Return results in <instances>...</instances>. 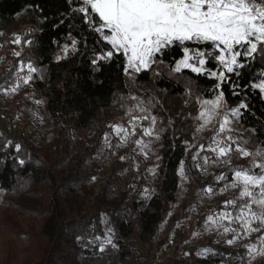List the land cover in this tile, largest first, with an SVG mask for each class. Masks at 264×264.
<instances>
[{"label":"trees","instance_id":"16d2710c","mask_svg":"<svg viewBox=\"0 0 264 264\" xmlns=\"http://www.w3.org/2000/svg\"><path fill=\"white\" fill-rule=\"evenodd\" d=\"M74 7L75 0L72 4L68 0H0V31L14 25L22 15L28 20L21 55L9 58L0 85L10 77L15 79L20 62H31L38 69L32 74L34 95L59 124L52 153L41 152L28 139L13 138L0 124V190L8 193L0 203V222L14 236L29 242L24 264H135L130 243L124 240L128 242L138 228L142 241L148 242L165 219L169 203L176 200L179 168L187 158L184 144L195 133L189 115L198 113L200 98L213 99L222 90L226 108H239L246 135L253 145L264 149V95L249 87L260 78L264 59L257 53L255 61L241 69L239 77L225 73L231 79L216 91L214 77L188 69L181 73L170 70L172 61L182 58V50L167 53L163 65H153L133 77L125 74L122 56L92 63L93 50L102 45L96 43L81 15L72 11ZM64 45H68L67 54L63 52ZM205 67L214 72L222 70L218 61L213 65L209 60ZM233 82L238 85L234 90L229 87ZM123 97L131 104L142 100L156 118L159 140L153 149L158 157L156 186L161 193L148 203L140 197L143 177L141 182L130 180L128 188L117 191L116 183L122 177L120 162L114 163L111 174L100 185L95 181L101 171L98 163L94 162L87 171V163L101 151L105 133L116 143L109 125H116L110 121L114 109L123 113L126 106L131 108ZM101 108L105 118L94 125ZM70 126L74 130L90 127V144L85 146L84 140L74 139ZM17 144L19 152L15 150ZM109 214L116 239L104 245L103 220ZM10 239L6 242L8 257L0 264H10L15 258L14 239ZM193 249L197 251L199 247ZM212 252L216 255L209 253L197 264H245L242 249L218 247ZM255 264H264V259Z\"/></svg>","mask_w":264,"mask_h":264},{"label":"snow or ice","instance_id":"6c2138e0","mask_svg":"<svg viewBox=\"0 0 264 264\" xmlns=\"http://www.w3.org/2000/svg\"><path fill=\"white\" fill-rule=\"evenodd\" d=\"M68 2L72 4L73 0ZM75 3L76 7L72 11L81 15L83 23L94 35L96 43L102 45L100 49L93 50L92 63L122 56L126 62L124 69L126 75L131 71L134 77L136 73L151 69L153 65H163L167 53L182 50V58L174 59L170 70L181 73L182 69H188L197 75L207 74L209 77H214L217 83L213 86V90L216 91L220 89L222 83L231 79L225 73L239 77L242 75L241 69L255 61L257 53L264 59V0H75ZM13 42L20 44V37L16 36ZM72 50L76 51L75 40L72 43ZM63 52L67 54L68 45L63 46ZM20 55L19 52L15 53L16 57ZM209 60L213 65L218 61L222 70L214 72L212 68H206L205 65ZM37 71L38 69L31 62H20L15 79L8 78L4 85H0V89L6 94L15 92L21 81L28 83L32 80V74ZM154 74L158 76L159 72ZM258 75L260 78L250 83L249 87L253 90L259 89L264 95V69ZM229 87L234 90L238 85L233 82ZM233 94L237 93L233 91ZM132 99L137 98L132 97ZM141 103L138 102L135 109H128L127 114L131 116L130 129L122 124L109 125L120 137L116 147H121L127 141L130 131L135 135L140 120H149V127L142 129V135L154 134L156 124L154 116L150 118L147 115L132 116L137 109L142 113L147 112L146 108L141 107ZM225 104L222 90L216 92L214 99L202 100L197 117L201 123L196 130L203 131L219 111L224 109L222 121L219 122L214 137L226 131L230 132L232 129L227 127L231 124L228 116L229 114L239 116L240 112L239 108H226ZM241 107L246 105L242 104ZM214 137L209 138L208 150L216 154L217 160L229 157L230 153L235 152L241 158L252 157V163L248 168L229 169L234 174L232 182L216 189V191L240 189L236 198L225 201L226 206H232L236 216L233 217L232 213L224 211L218 213L219 220L213 221L212 216H208L207 220L214 224L217 230L223 227V221L228 218L230 222L232 219L238 220L242 232L247 235L264 231V149L249 151L231 136H227L225 140ZM103 138L111 149L109 134L105 133ZM155 138L158 140L159 134H156ZM134 143L140 148L141 153L146 155L144 150L149 145L142 139ZM244 143L246 144L247 141ZM203 149L204 145H201L200 150ZM15 150L20 151L19 144L15 146ZM203 159L207 163L209 158L205 156ZM213 162L215 163V160ZM20 163L23 164L24 161L21 160ZM224 163L229 164L230 159L224 160ZM151 171L155 175V169ZM181 176L183 177L182 168ZM216 179L226 178L220 175ZM144 191L147 195L148 190ZM205 191L211 194L214 189L209 186ZM237 199L244 202L237 205ZM211 230L209 227L208 231ZM229 231L234 230L223 228L224 233ZM238 238L239 234L227 243L234 244L235 239ZM258 239L260 244L264 245V235L259 236ZM106 242L111 243V238L109 237ZM244 247L247 249L249 264L256 255L264 256V248L258 250L255 244ZM204 252L212 256L216 255L210 249H204Z\"/></svg>","mask_w":264,"mask_h":264},{"label":"rangeland","instance_id":"374dc122","mask_svg":"<svg viewBox=\"0 0 264 264\" xmlns=\"http://www.w3.org/2000/svg\"><path fill=\"white\" fill-rule=\"evenodd\" d=\"M27 26V17L22 15L14 25L0 31V79L6 73L9 58L15 55L16 52L21 51L22 39ZM16 36L20 37V44L13 42ZM184 70L182 69V71ZM23 74L21 73V75ZM129 74L131 75V71H129ZM34 93L32 80L28 83L21 81L15 92L6 94L3 90V96L0 97V124L11 132L13 138L28 139L41 152L52 153L55 147L53 140L59 133V124L53 116L48 114L46 106L35 97ZM204 99L206 98H200L198 101V113L189 115V119L194 123L195 133L192 140L184 144L187 150V158L179 168V189L176 194V200L169 203L165 219L156 226L155 232L148 242L142 241L138 228L135 229L128 242L124 240L126 243H130V249L136 260L135 264H197L199 260L206 258L209 254L205 253L204 249H210L212 252L218 247L230 250L242 249L244 251L242 258L245 260V264H249V256L244 245L255 244L258 250L264 248V245H261L258 239L259 236L264 235V231L247 235L242 232L238 220L232 219L230 222L228 218L223 221V227L217 230L215 225L207 220L208 216H212L213 221L219 220L218 213L224 211L232 213L233 217L236 216L232 206H226L225 201L236 198L240 189L229 188L226 191H216V189L223 188L225 183L232 182L234 174L229 169L250 167L252 157L241 158L237 153L233 152L229 154V157L217 160L216 154L208 150L209 138L214 137V132L219 127V122L222 121L224 109L219 111L217 116L203 131L198 132L196 129L201 121L197 117L201 110L200 102ZM123 101L127 102V105H131V108H136L137 103L131 104L128 98L123 97ZM182 104H187V101L182 102ZM141 107L146 108L147 112L142 113L137 109L132 113V116L147 115L149 118L152 117L147 104L141 103ZM129 108L126 106L123 113L119 109H114L110 121L115 122L116 125L122 124L130 129L129 121L131 116L127 114ZM98 115V120L94 125H97L101 119L105 118L106 112L101 111ZM228 118L231 124L227 127L232 130L220 133L218 137L214 138L225 140L227 136H231L249 151L261 148L251 143L239 116L229 114ZM147 127H149V120L138 121L135 135H132L130 131L127 141L121 147H116L120 137L114 131L112 140H116V143L114 144V141H110L112 144L111 149L104 140V147L102 146L101 151L87 163V171L90 170L94 162H97L101 168L95 180L97 185L102 184L111 174L114 163L120 162L122 177L116 183L118 192L128 188L127 183L130 180L141 182V177H143L140 197L146 203L155 194L161 193L156 186L158 176L156 163L158 162V157L153 149L154 144L157 145L159 139L155 138V131L152 136L142 135V129ZM69 128L75 133L74 139L84 140L85 146L90 144L88 140L91 131L90 127L81 130H74L72 126ZM140 139L149 145L144 150L146 155L141 153L140 148L134 143V141ZM245 141H247L246 144L244 143ZM201 145H204L203 150H200ZM106 148L109 149V153L105 151ZM205 156L209 158L207 163L203 159ZM121 157H125V159L122 160ZM228 159H230V163L225 164L224 160ZM214 160L215 163L213 162ZM181 168L183 169V177L181 176ZM151 169H155V175H153ZM255 171L258 172L259 169H255ZM220 175H223L226 179L217 180L216 177ZM209 186L214 189L211 194L205 191ZM136 187L137 185L133 186L135 189ZM145 189L148 190L147 195H145ZM7 195L6 191L0 190V203L3 202L4 197ZM243 202V200H236L237 205ZM87 209L89 210L90 207ZM112 219V214L104 216L103 227L105 235L101 239L104 245L109 244L106 242L109 237L111 238V243L116 239V228L114 224H111ZM253 226L255 227L256 225L254 224ZM209 227H211V231H208ZM224 227L234 231L224 233ZM109 229L111 230L110 232ZM237 234H239V238L235 239L234 244L229 245L227 241L236 238ZM10 238L14 239L13 249L15 255L10 264H24L22 263L25 257L24 252L29 242L23 237L14 236L3 222H0V263L8 257V245L6 242ZM194 247H199V249L196 251L193 249ZM260 259H264V256L256 255L255 259L250 261V264H255Z\"/></svg>","mask_w":264,"mask_h":264},{"label":"built area","instance_id":"2783aa9c","mask_svg":"<svg viewBox=\"0 0 264 264\" xmlns=\"http://www.w3.org/2000/svg\"><path fill=\"white\" fill-rule=\"evenodd\" d=\"M101 111H104V109L103 108L99 109L98 113H100Z\"/></svg>","mask_w":264,"mask_h":264}]
</instances>
